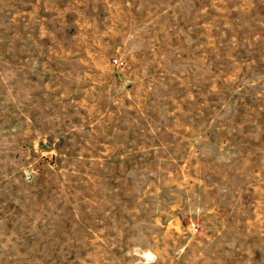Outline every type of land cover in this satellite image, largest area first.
Returning a JSON list of instances; mask_svg holds the SVG:
<instances>
[{
    "label": "rangeland",
    "instance_id": "rangeland-1",
    "mask_svg": "<svg viewBox=\"0 0 264 264\" xmlns=\"http://www.w3.org/2000/svg\"><path fill=\"white\" fill-rule=\"evenodd\" d=\"M0 264H264V0H0Z\"/></svg>",
    "mask_w": 264,
    "mask_h": 264
}]
</instances>
